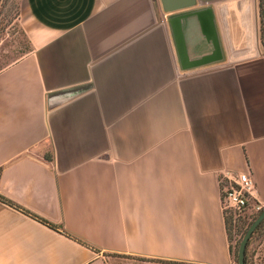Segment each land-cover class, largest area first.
<instances>
[{"label":"crops","instance_id":"1","mask_svg":"<svg viewBox=\"0 0 264 264\" xmlns=\"http://www.w3.org/2000/svg\"><path fill=\"white\" fill-rule=\"evenodd\" d=\"M207 7L223 61L184 71L161 0H24L32 50L0 71V264H234L220 181L249 172L264 205V47L259 0ZM183 28L191 59L212 53Z\"/></svg>","mask_w":264,"mask_h":264},{"label":"rangeland","instance_id":"2","mask_svg":"<svg viewBox=\"0 0 264 264\" xmlns=\"http://www.w3.org/2000/svg\"><path fill=\"white\" fill-rule=\"evenodd\" d=\"M24 0H0V71L16 63L31 50V43L22 25ZM261 41L264 47V0H259ZM264 209V208H263ZM229 212V211H227ZM260 214V213H259ZM241 218L230 230L229 246L234 264H238V250L248 227L259 216ZM247 264H264V224L251 238L246 251Z\"/></svg>","mask_w":264,"mask_h":264},{"label":"water","instance_id":"3","mask_svg":"<svg viewBox=\"0 0 264 264\" xmlns=\"http://www.w3.org/2000/svg\"><path fill=\"white\" fill-rule=\"evenodd\" d=\"M163 12L169 16L166 21L170 25L174 41L177 47L181 68L184 71L206 67L223 61V51L216 26L213 8L195 9L197 0H161ZM187 13H181L186 12ZM189 18H196L200 24L203 35L206 40L212 44L213 51L211 54L199 59H191L188 54L187 45L184 35V21ZM264 222V209L249 226L245 233L238 250V264H246V251L248 244Z\"/></svg>","mask_w":264,"mask_h":264},{"label":"built area","instance_id":"4","mask_svg":"<svg viewBox=\"0 0 264 264\" xmlns=\"http://www.w3.org/2000/svg\"><path fill=\"white\" fill-rule=\"evenodd\" d=\"M223 211L236 220L251 218L262 212L264 205L255 196V183L249 172L226 173L220 181Z\"/></svg>","mask_w":264,"mask_h":264},{"label":"trees","instance_id":"5","mask_svg":"<svg viewBox=\"0 0 264 264\" xmlns=\"http://www.w3.org/2000/svg\"><path fill=\"white\" fill-rule=\"evenodd\" d=\"M264 38V37H263ZM32 50V49H31ZM31 50H30V52H31ZM0 199L1 200H3V201H6L3 197H0ZM6 202H9V201H6ZM9 204L10 205H13L11 202H9ZM224 218H225V225H226V231H227V235H228V241L230 240V230H231V228L233 227V224L235 223V218H234V216H233V214L232 213H229V212H226V213H224ZM240 221L239 220H236V223H235V225H234V227H237V225H238V223H239ZM264 224V222L260 225V227L256 230V232L262 227V225ZM249 228V227H248ZM248 230V229H247ZM247 232V231H246ZM255 232V233H256ZM254 233V234H255ZM253 234V235H254ZM253 237V236H252ZM249 245V244H248ZM229 248H230V246H229ZM248 248V247H247ZM230 252H231V248H230ZM232 254V253H231ZM246 264H247V258H246Z\"/></svg>","mask_w":264,"mask_h":264}]
</instances>
